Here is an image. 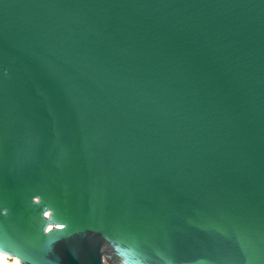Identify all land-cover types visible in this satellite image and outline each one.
Listing matches in <instances>:
<instances>
[{"label":"water","instance_id":"95a60500","mask_svg":"<svg viewBox=\"0 0 264 264\" xmlns=\"http://www.w3.org/2000/svg\"><path fill=\"white\" fill-rule=\"evenodd\" d=\"M0 253L264 264V0H0Z\"/></svg>","mask_w":264,"mask_h":264},{"label":"bare ground","instance_id":"6f19581e","mask_svg":"<svg viewBox=\"0 0 264 264\" xmlns=\"http://www.w3.org/2000/svg\"><path fill=\"white\" fill-rule=\"evenodd\" d=\"M0 264H19L16 260H8L5 254L0 253Z\"/></svg>","mask_w":264,"mask_h":264}]
</instances>
